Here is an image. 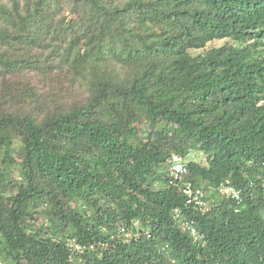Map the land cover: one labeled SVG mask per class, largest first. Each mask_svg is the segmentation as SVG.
<instances>
[{
  "label": "trees",
  "instance_id": "1",
  "mask_svg": "<svg viewBox=\"0 0 264 264\" xmlns=\"http://www.w3.org/2000/svg\"><path fill=\"white\" fill-rule=\"evenodd\" d=\"M0 263L264 264V0H0Z\"/></svg>",
  "mask_w": 264,
  "mask_h": 264
},
{
  "label": "built area",
  "instance_id": "2",
  "mask_svg": "<svg viewBox=\"0 0 264 264\" xmlns=\"http://www.w3.org/2000/svg\"><path fill=\"white\" fill-rule=\"evenodd\" d=\"M173 170L175 172L174 178L176 181L180 180L182 177H184L188 173L187 168H186L185 164L183 163L182 156H180V155H174L173 156ZM184 192L190 197L189 202H191L192 199L197 200L199 198V195H202L201 193H199V191L195 192L190 186L185 187ZM235 194H236L235 196L238 197V194L237 193H235ZM200 204L202 206L205 205V204L203 205L202 201L200 202ZM178 217H179V214L177 212L176 218H178Z\"/></svg>",
  "mask_w": 264,
  "mask_h": 264
},
{
  "label": "clouds",
  "instance_id": "3",
  "mask_svg": "<svg viewBox=\"0 0 264 264\" xmlns=\"http://www.w3.org/2000/svg\"><path fill=\"white\" fill-rule=\"evenodd\" d=\"M206 205V204H205Z\"/></svg>",
  "mask_w": 264,
  "mask_h": 264
}]
</instances>
